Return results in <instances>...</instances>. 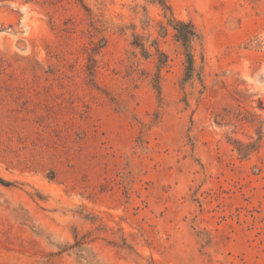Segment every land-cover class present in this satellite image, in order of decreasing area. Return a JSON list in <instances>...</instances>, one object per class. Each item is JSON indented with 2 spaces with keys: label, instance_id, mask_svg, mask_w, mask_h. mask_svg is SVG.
Returning a JSON list of instances; mask_svg holds the SVG:
<instances>
[{
  "label": "rangeland",
  "instance_id": "374dc122",
  "mask_svg": "<svg viewBox=\"0 0 264 264\" xmlns=\"http://www.w3.org/2000/svg\"><path fill=\"white\" fill-rule=\"evenodd\" d=\"M0 180V264H264V0H0Z\"/></svg>",
  "mask_w": 264,
  "mask_h": 264
},
{
  "label": "trees",
  "instance_id": "16d2710c",
  "mask_svg": "<svg viewBox=\"0 0 264 264\" xmlns=\"http://www.w3.org/2000/svg\"><path fill=\"white\" fill-rule=\"evenodd\" d=\"M162 7L167 9L166 5H164L163 1H160ZM173 30L175 33L176 40L181 44L186 52V62H187V70H186V79H189L192 73L193 68V59L192 55L190 54V43L193 41L194 38L197 37L196 32L193 26L190 23L182 22V21H173L172 22ZM1 184H5L8 186V183H3L0 180Z\"/></svg>",
  "mask_w": 264,
  "mask_h": 264
}]
</instances>
